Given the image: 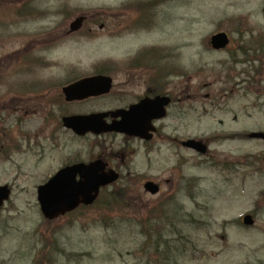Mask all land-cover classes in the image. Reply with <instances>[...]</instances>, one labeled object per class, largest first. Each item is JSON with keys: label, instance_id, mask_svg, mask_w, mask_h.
I'll list each match as a JSON object with an SVG mask.
<instances>
[{"label": "rangeland", "instance_id": "374dc122", "mask_svg": "<svg viewBox=\"0 0 264 264\" xmlns=\"http://www.w3.org/2000/svg\"><path fill=\"white\" fill-rule=\"evenodd\" d=\"M133 1L144 3L128 12L124 6ZM147 14L149 27L140 29V17ZM80 15L90 16L83 33L68 34L70 22ZM0 20L8 22H0V78L5 80L0 81V186L12 189L0 210V264H144L143 247L152 250V259L158 255L142 234L149 225L147 234L161 238V244L173 239L176 250L186 243L177 264H264V182L258 171L264 172V144L240 138L264 131V71L250 84L259 61L249 50L264 43V0H0ZM217 31L232 39L226 52L209 47ZM148 47L158 48L162 63L173 66L161 71L165 76L153 70L111 75L113 64ZM239 47L249 50L247 57ZM30 58L57 66L41 68ZM227 66L233 70L225 83ZM177 67L183 74H176ZM99 70L122 85L130 78L139 83L153 78L173 93L176 104L163 123L160 151L146 156L120 137L78 139L57 122L60 108L49 102L62 99L59 93L69 80ZM49 79L58 89L41 91L32 84L47 82L43 88ZM22 83L34 91L18 92ZM39 92L47 98L31 102ZM114 106L109 95L61 109L89 114ZM46 114L52 117L45 119ZM176 138L209 139L208 157H193L176 146ZM123 147L131 154L124 156L121 178L102 189L93 205L56 222L42 220L38 185L69 160L87 163L100 151L109 155ZM255 157L261 164L253 162ZM128 168L134 170L125 177ZM160 172V194L145 195L144 176ZM254 211L251 229L235 231L238 217ZM188 215L207 224L196 226L192 235L183 226ZM190 237L194 245L187 244Z\"/></svg>", "mask_w": 264, "mask_h": 264}, {"label": "water", "instance_id": "95a60500", "mask_svg": "<svg viewBox=\"0 0 264 264\" xmlns=\"http://www.w3.org/2000/svg\"><path fill=\"white\" fill-rule=\"evenodd\" d=\"M83 23V18L75 20L71 26V32L78 31ZM211 44L214 48H221L226 44V38L223 34L212 37ZM110 89V79L105 77H95L82 80L63 89L65 100L67 102L82 100L92 96H100L108 93ZM168 100L157 99L155 101H143L134 106L128 112L118 111L110 114H96L90 116H74L64 118V127L71 129L76 135L84 136L91 132L100 135L108 132L124 133L127 135L143 137L147 130L148 123L152 119H158L162 116V108ZM113 118L120 117V122L106 125L102 122L107 116ZM263 138L262 135H251V138ZM186 147L193 148L199 153L205 151V147L200 142L187 141ZM81 176V180L76 182V176ZM117 177L113 174L108 175L103 172L100 162H95L89 166L76 165L66 168L57 173L45 185L37 190V200L41 212L46 219L52 220L59 215L71 212L80 204L91 205L96 199L101 187L114 182ZM146 191L155 194L158 189L153 183L145 184ZM10 191L4 186L0 187V207L4 201L8 200ZM245 225H251L249 217L244 218Z\"/></svg>", "mask_w": 264, "mask_h": 264}, {"label": "flooded vegetation", "instance_id": "af4514ba", "mask_svg": "<svg viewBox=\"0 0 264 264\" xmlns=\"http://www.w3.org/2000/svg\"><path fill=\"white\" fill-rule=\"evenodd\" d=\"M124 71H130L127 68V64L123 65V66L120 65L117 67H116V65L113 64V68H111V75L126 74V73H124ZM112 80H113V84H112L111 92L109 95H112L114 97L115 106L113 107V110H115V109L127 110L132 105L137 104L143 98H152L156 95H163L164 94L163 84L160 83L159 81L153 80V78L150 81L148 79H146V80L142 79L141 80V82L143 81L142 83H139V81H137V79H135V78H130L127 82H125L124 85H122L121 83H117L113 79V77H112ZM129 82H130V85L128 84ZM138 85H139V87H141V90H138L136 92L135 87ZM123 86H126V88H123ZM128 86H131L132 88L128 89L127 88ZM166 95L171 99V104L167 108L166 119H168V117H169L168 111L170 108L174 107L173 105L176 104V101L174 99L173 93L167 92ZM96 99H99V98H96ZM165 120H160V121L155 122V131H154V134H153L150 141H141V140H138L135 138H128V137H125L122 135H116V134L103 135V136L95 137V138H96V140L97 139L100 140V139H103L106 137H120L123 140V142L126 144L138 145L139 147H141L144 154L146 156H148L150 153L158 152L161 149L160 147H161L162 141L164 140V137H165L164 133H165L166 127L163 124ZM106 121L108 123H110L112 121V119L108 118V119H106ZM173 141L176 143V146L178 148H181V143L183 140H177V138H176V139H173ZM206 144L208 145L209 143H206ZM158 146H160L159 149H157ZM111 150H109V151L111 152ZM183 150L190 151L187 149H183ZM139 152H140V149H137L136 152L132 153V154L135 155V157H138ZM190 152L192 153L193 157H198L194 151H190ZM120 153L122 156H120ZM129 154H131V153L125 147H123L121 151L117 150L115 153L111 152V154H109V155H106L103 153V151H100L99 154L94 159H92L91 161L98 160V159L102 160L106 164L105 171L109 172V171L113 170L115 173H117L119 175V179H120L122 176L121 169L123 166H125L124 156H128ZM91 161H89V162H91ZM89 162H87V163H89ZM77 163H80V162L78 160H75V161L69 160V162L66 163L65 167L71 166V165L77 164ZM132 163L134 164V162H132ZM125 170L126 169L124 168V171ZM133 170L134 169L128 168L127 169V176H125V177L130 176V174ZM260 171H262V170H260ZM260 175H261L260 177L264 181V172H261ZM144 179H145V181H153V182L157 183L160 187H162L161 182L163 181V179H162L161 172L159 174H157V176H155V177H153V176L151 177V176L146 175V176H144ZM167 184H169V183H167ZM188 192L190 193V189L188 190ZM188 216H189V220L186 221L183 224V226H187L190 230H192L195 228L196 222L193 220V217H191L190 215H188ZM205 224L206 223L202 222L203 226H205ZM169 227L171 228V226H169ZM180 234H181V230L175 235V237H176L175 242H177V245H179V242H180V237H181ZM182 236H184V235H182ZM152 239H153V242L155 243L156 246L161 247L164 243V241H163L161 244V238H159L158 236H156L155 238H152ZM188 241H190V238H188ZM167 242H169V241H167ZM171 242H172V247H173L172 249L174 251H178L179 247H178V249L175 250V245H174L173 239L171 240ZM158 249L161 250L162 248H158ZM163 251H161V252H163ZM144 257H145L146 264L148 262V259H152V255H149V254H145ZM153 260L155 262L161 261L162 257L159 256Z\"/></svg>", "mask_w": 264, "mask_h": 264}]
</instances>
